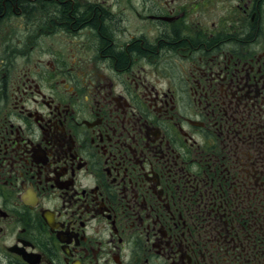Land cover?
Returning <instances> with one entry per match:
<instances>
[{
  "label": "flooded vegetation",
  "instance_id": "obj_1",
  "mask_svg": "<svg viewBox=\"0 0 264 264\" xmlns=\"http://www.w3.org/2000/svg\"><path fill=\"white\" fill-rule=\"evenodd\" d=\"M0 264H264V0H0Z\"/></svg>",
  "mask_w": 264,
  "mask_h": 264
}]
</instances>
